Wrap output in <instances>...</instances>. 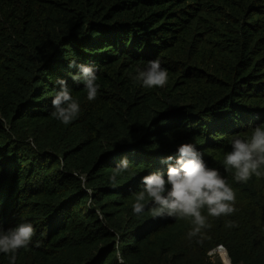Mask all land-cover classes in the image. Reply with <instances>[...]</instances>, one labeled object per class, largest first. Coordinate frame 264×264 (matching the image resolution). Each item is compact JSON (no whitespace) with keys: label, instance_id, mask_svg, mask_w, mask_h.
Listing matches in <instances>:
<instances>
[{"label":"trees","instance_id":"1","mask_svg":"<svg viewBox=\"0 0 264 264\" xmlns=\"http://www.w3.org/2000/svg\"><path fill=\"white\" fill-rule=\"evenodd\" d=\"M157 58L167 85L142 87L135 68ZM70 60L98 67L96 100ZM57 77L81 103L69 125L50 115ZM262 122L264 0H0V226L28 220L39 242L16 264H216L220 247L264 264V176L237 183L223 165L230 137ZM185 142L236 192L191 239V218L132 212L142 177Z\"/></svg>","mask_w":264,"mask_h":264},{"label":"clouds","instance_id":"2","mask_svg":"<svg viewBox=\"0 0 264 264\" xmlns=\"http://www.w3.org/2000/svg\"><path fill=\"white\" fill-rule=\"evenodd\" d=\"M69 69H76L70 74L74 83L83 84L89 102L97 99L101 85L98 83V67L90 64L68 62ZM145 88H164L169 80L168 70L157 58L144 62L135 68L132 77ZM55 93L51 100L50 115L64 125L78 119L81 103L74 97L72 88L63 77L54 80ZM231 150L223 157L225 169L234 170L237 183H247L253 176H264V122L250 126L244 134H233L229 139ZM202 152L194 142H185L177 146L172 155L161 159L165 171H152L142 177L141 188L135 193L132 212L139 216L146 210L152 217H170L175 220L191 218L192 228L188 238L203 234L208 227V217L230 216L235 211L236 192L219 168L210 167ZM130 170L127 157L113 167L109 181L116 186L118 177ZM207 209V215L202 210ZM226 227H237L228 221ZM36 226L22 219L15 227L8 229L0 226V254L8 256L9 264H16L17 253L30 245H39L33 241ZM118 264H123V257L117 253ZM230 264V262H229Z\"/></svg>","mask_w":264,"mask_h":264},{"label":"rangeland","instance_id":"3","mask_svg":"<svg viewBox=\"0 0 264 264\" xmlns=\"http://www.w3.org/2000/svg\"><path fill=\"white\" fill-rule=\"evenodd\" d=\"M210 254L212 255V259L216 264H229L230 262L227 251L224 248H217Z\"/></svg>","mask_w":264,"mask_h":264}]
</instances>
